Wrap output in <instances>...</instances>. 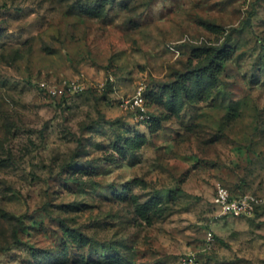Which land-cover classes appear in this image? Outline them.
I'll list each match as a JSON object with an SVG mask.
<instances>
[{"label": "rangeland", "instance_id": "obj_1", "mask_svg": "<svg viewBox=\"0 0 264 264\" xmlns=\"http://www.w3.org/2000/svg\"><path fill=\"white\" fill-rule=\"evenodd\" d=\"M0 264H264V0H0Z\"/></svg>", "mask_w": 264, "mask_h": 264}, {"label": "built area", "instance_id": "obj_2", "mask_svg": "<svg viewBox=\"0 0 264 264\" xmlns=\"http://www.w3.org/2000/svg\"><path fill=\"white\" fill-rule=\"evenodd\" d=\"M41 85L44 88L48 87L46 81H42ZM127 102L133 107L140 108L139 112L143 118L151 117L145 108L143 89L139 90L138 93ZM215 203L223 214L253 215L257 211L260 199L254 195L234 196L227 187L219 185L216 190Z\"/></svg>", "mask_w": 264, "mask_h": 264}]
</instances>
